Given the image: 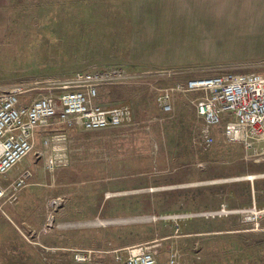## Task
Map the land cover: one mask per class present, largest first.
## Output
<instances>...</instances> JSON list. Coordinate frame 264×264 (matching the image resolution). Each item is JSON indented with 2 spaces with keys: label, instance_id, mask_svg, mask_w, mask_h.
Wrapping results in <instances>:
<instances>
[{
  "label": "rangeland",
  "instance_id": "rangeland-1",
  "mask_svg": "<svg viewBox=\"0 0 264 264\" xmlns=\"http://www.w3.org/2000/svg\"><path fill=\"white\" fill-rule=\"evenodd\" d=\"M123 5L96 0L88 13L66 7L63 29L11 30L2 40L0 92L20 85L26 100L37 99L58 93L76 74L121 70L128 78L101 87L96 101L128 105V124L135 125L40 130L29 156L0 177L8 186L23 171L30 174L0 200V226L8 221L49 264H118L124 248L144 243L156 246V264H171L174 253V264H264V155L246 154L239 144L212 153L223 150L220 142L195 141L198 126L186 110L195 96L175 93L173 116L157 105L164 89L192 79L264 76V45L233 27L229 13L205 19L239 35L221 39L194 19L184 27L182 13L132 14ZM157 127L168 153H154ZM53 134L71 141V160L49 169L44 140ZM179 215L192 217L173 218ZM85 251L89 260L74 259Z\"/></svg>",
  "mask_w": 264,
  "mask_h": 264
},
{
  "label": "built area",
  "instance_id": "built-area-1",
  "mask_svg": "<svg viewBox=\"0 0 264 264\" xmlns=\"http://www.w3.org/2000/svg\"><path fill=\"white\" fill-rule=\"evenodd\" d=\"M127 78L121 70L76 74L56 87L58 93L31 100H26L28 91L20 85L0 92V177L4 179L29 156L40 130L62 126L78 132H96L134 126L128 124L132 116L128 105L105 106L96 101L101 87L121 84ZM175 93L195 95L190 105L202 122L195 137L198 143L211 146L213 134L219 130L225 143L241 145L246 154L254 151L264 155V76L226 74L192 79L164 89L157 98L163 113H173ZM70 143L61 134L45 138V166L53 169L68 165L71 159L66 153L70 152ZM21 174L8 186L0 180V200L15 189L17 181L22 183L25 175H29L25 172L21 177ZM155 247L148 243L127 247L124 256L118 257V264H156ZM176 257V253L171 256V264ZM90 258L91 251L77 252L74 256L76 261Z\"/></svg>",
  "mask_w": 264,
  "mask_h": 264
},
{
  "label": "crops",
  "instance_id": "crops-1",
  "mask_svg": "<svg viewBox=\"0 0 264 264\" xmlns=\"http://www.w3.org/2000/svg\"><path fill=\"white\" fill-rule=\"evenodd\" d=\"M96 0H0V44L3 39H6L8 31L11 30H49L63 29L64 20L62 16L66 14V7L75 8L81 7L88 13L89 6L93 8ZM125 12L132 14L141 13H182L184 20L188 24L184 27L191 28L192 21L197 20L198 27L210 30L217 38L226 39L239 37V35L224 32L217 28L223 27L219 22L208 23L207 14L229 13L232 14V26L242 28L247 37L256 45H264V0H123ZM117 3H114L116 7ZM55 15H60L61 18H56ZM58 19V20H57ZM242 19L244 20L242 22ZM241 24V25H240ZM195 30L197 26H193ZM201 29V28H200ZM202 30V29H201ZM208 31V30H207ZM205 33L202 34H206ZM189 36H197L201 32L192 31ZM190 95V94H189ZM191 96H195L191 94ZM186 110L190 111L194 119L196 130L202 127V122L196 118L193 107L187 105ZM174 112V103H173ZM173 116V113L170 114ZM164 118V120H170ZM162 119H159V121ZM163 121V120H162ZM145 122L136 123L142 125ZM147 124V123H146ZM155 136H151V140L155 143L154 153H168L164 146L165 140L159 136V127H157ZM159 136V137H158ZM196 137V136H195ZM214 141L222 144L223 150H215L212 153H224L226 145L236 146V144H227L223 141L219 130L213 134ZM187 144L189 139H186ZM196 141V140H195ZM214 142V144H215ZM223 144H226L223 146ZM238 146V145H237ZM188 152V149L185 153ZM184 153V150H182ZM179 217V216H175ZM1 218V217H0ZM179 217L178 219H180ZM0 226V264H49L43 257L42 253L29 245L26 240L11 226V224L1 219ZM100 225H104L101 223ZM137 245V244H136ZM134 246V245H132ZM46 248V247H45ZM125 249V248H124ZM58 249H52V251Z\"/></svg>",
  "mask_w": 264,
  "mask_h": 264
},
{
  "label": "bare ground",
  "instance_id": "bare-ground-1",
  "mask_svg": "<svg viewBox=\"0 0 264 264\" xmlns=\"http://www.w3.org/2000/svg\"><path fill=\"white\" fill-rule=\"evenodd\" d=\"M16 166H17V165H16ZM16 166H15V167H16ZM15 167H13L11 171H13ZM11 171H10V172H11ZM10 172H9V173H10ZM23 173H25V171H23L22 174H23ZM22 174H21V177H24ZM28 177H30V174H29V175H25V179L28 178ZM255 178H256V177L249 176V177L246 178V180H254ZM23 181H24V180H23ZM23 181H22V182H23ZM16 189H17V188H15V190H16ZM221 212H222V213H226L224 210L221 211ZM260 213L262 214L263 211H260ZM255 214H256V213H255ZM179 217H181V218H182V217H184V218H185V217H186V218H189V217H192V216H190V215H187V216H180V215H179ZM179 217H173V218H174V219H178Z\"/></svg>",
  "mask_w": 264,
  "mask_h": 264
}]
</instances>
